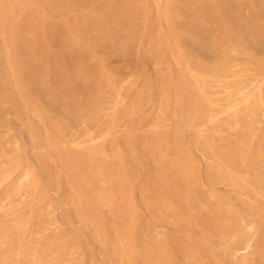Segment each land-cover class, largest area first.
Here are the masks:
<instances>
[{"label":"rangeland","instance_id":"1","mask_svg":"<svg viewBox=\"0 0 264 264\" xmlns=\"http://www.w3.org/2000/svg\"><path fill=\"white\" fill-rule=\"evenodd\" d=\"M212 218L264 257V0H0V264H186Z\"/></svg>","mask_w":264,"mask_h":264},{"label":"bare ground","instance_id":"2","mask_svg":"<svg viewBox=\"0 0 264 264\" xmlns=\"http://www.w3.org/2000/svg\"><path fill=\"white\" fill-rule=\"evenodd\" d=\"M210 223L214 226L215 234L213 235H215V241L204 244L200 247L191 248L184 257L186 264H219L218 261L204 259V254L206 252L213 251L218 246L222 247L224 250L223 253H225V255L227 254L229 257H231V264H264L263 256L259 255L256 257L250 252L252 249L250 238L244 239L242 236L238 237L237 231H231V228L227 225H219L218 220L215 218L209 219V225ZM253 230L254 227L252 225H248L245 228V231L249 233H252ZM237 242V245H243L242 248H238L237 245H235ZM175 261L176 259L172 257L164 259L161 264H175Z\"/></svg>","mask_w":264,"mask_h":264}]
</instances>
